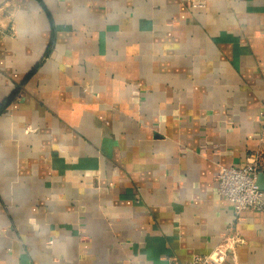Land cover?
<instances>
[{
    "label": "crops",
    "instance_id": "0c3cea01",
    "mask_svg": "<svg viewBox=\"0 0 264 264\" xmlns=\"http://www.w3.org/2000/svg\"><path fill=\"white\" fill-rule=\"evenodd\" d=\"M201 1L0 0V264H264V0Z\"/></svg>",
    "mask_w": 264,
    "mask_h": 264
},
{
    "label": "built area",
    "instance_id": "2783aa9c",
    "mask_svg": "<svg viewBox=\"0 0 264 264\" xmlns=\"http://www.w3.org/2000/svg\"><path fill=\"white\" fill-rule=\"evenodd\" d=\"M191 5H203L201 0H189ZM264 154L253 153L246 157L242 166L219 165L216 174L217 193L232 204L235 215L242 211H264V189L257 178L264 168ZM242 239L237 235H226L222 242L205 255H195L189 264H226L227 256Z\"/></svg>",
    "mask_w": 264,
    "mask_h": 264
},
{
    "label": "water",
    "instance_id": "95a60500",
    "mask_svg": "<svg viewBox=\"0 0 264 264\" xmlns=\"http://www.w3.org/2000/svg\"><path fill=\"white\" fill-rule=\"evenodd\" d=\"M257 184L261 189H264V172L259 173L257 178Z\"/></svg>",
    "mask_w": 264,
    "mask_h": 264
}]
</instances>
